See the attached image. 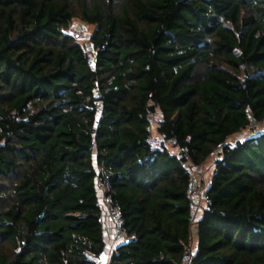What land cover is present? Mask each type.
Returning <instances> with one entry per match:
<instances>
[{"label":"trees","instance_id":"1","mask_svg":"<svg viewBox=\"0 0 264 264\" xmlns=\"http://www.w3.org/2000/svg\"><path fill=\"white\" fill-rule=\"evenodd\" d=\"M252 120L264 0H0V264H97L101 187L126 235L106 264H181L189 243L190 264H264V131L228 141Z\"/></svg>","mask_w":264,"mask_h":264},{"label":"built area","instance_id":"2","mask_svg":"<svg viewBox=\"0 0 264 264\" xmlns=\"http://www.w3.org/2000/svg\"><path fill=\"white\" fill-rule=\"evenodd\" d=\"M89 61H92L91 56L89 57ZM255 124L264 123V120L260 122H256L252 120ZM148 130L150 131V136L148 141L152 148L161 147V140L154 133L151 122ZM202 165L191 167L188 169L189 174V184H188V196L191 200V222L190 229L197 221L195 217V211L197 210V204L201 198V200L205 201L204 193L201 191V187L199 185L202 183L203 178V169ZM200 176V178H198ZM99 203L101 207V219L104 225V234L106 238V242L109 246L113 247L116 243L120 241L126 240V235L121 227V218H120V207L118 204H114L111 202L109 196L105 195L103 192V188L101 187V194L99 196ZM193 229L191 230V232ZM191 242V241H190ZM191 243L185 248V251L181 258V264H190V246ZM97 262V259H96ZM98 264V262H97Z\"/></svg>","mask_w":264,"mask_h":264},{"label":"rangeland","instance_id":"3","mask_svg":"<svg viewBox=\"0 0 264 264\" xmlns=\"http://www.w3.org/2000/svg\"><path fill=\"white\" fill-rule=\"evenodd\" d=\"M94 28H95L94 25L87 24L84 21L80 20L79 18H73L71 20V23H70V26H69L67 32L69 34H71L72 36H74L79 43L83 44L86 47V49H88L90 51V53L93 54L94 50L92 49V45L90 44L89 40H90L91 34L94 31ZM159 118H160V113L158 111H156L155 113H153L149 116V120L151 122V126H152L154 133L156 132L155 127H156V123H157ZM262 131H264V123L255 124L252 121L251 124L247 128L243 129L242 131H240L237 134L230 136L228 138V141L233 143L237 139H243L245 137L255 135V134L262 132ZM167 146L170 150L174 149V151H175V148L171 147V145L169 143L167 144ZM215 158H216L215 154H210L209 157L205 160L204 164L202 165L203 181L199 185V187H201V191H204V187L210 178ZM198 178H200V176ZM98 187H99V185H98ZM97 189H98V195L100 196L101 190H100V188H97ZM204 205H205V202L203 200H201V198H200V200L197 204V206H198L197 210L195 211L196 219L200 215L201 210L203 209ZM193 228L195 229V224L193 225V227H191V230ZM106 244H107V242H106ZM193 246H194V240L192 241V247ZM109 247L111 248V246L106 245L103 253L97 258V262H99V264H106L109 253H110Z\"/></svg>","mask_w":264,"mask_h":264},{"label":"crops","instance_id":"4","mask_svg":"<svg viewBox=\"0 0 264 264\" xmlns=\"http://www.w3.org/2000/svg\"><path fill=\"white\" fill-rule=\"evenodd\" d=\"M117 244V243H116ZM108 245V244H107ZM109 249L111 250V248L109 247Z\"/></svg>","mask_w":264,"mask_h":264},{"label":"water","instance_id":"5","mask_svg":"<svg viewBox=\"0 0 264 264\" xmlns=\"http://www.w3.org/2000/svg\"><path fill=\"white\" fill-rule=\"evenodd\" d=\"M98 264H99V262H98Z\"/></svg>","mask_w":264,"mask_h":264}]
</instances>
